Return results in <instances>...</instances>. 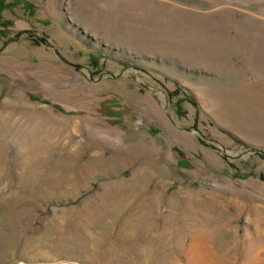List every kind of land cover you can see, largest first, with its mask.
Segmentation results:
<instances>
[{
    "label": "rangeland",
    "instance_id": "1",
    "mask_svg": "<svg viewBox=\"0 0 264 264\" xmlns=\"http://www.w3.org/2000/svg\"><path fill=\"white\" fill-rule=\"evenodd\" d=\"M0 264H264V0H0Z\"/></svg>",
    "mask_w": 264,
    "mask_h": 264
},
{
    "label": "bare ground",
    "instance_id": "2",
    "mask_svg": "<svg viewBox=\"0 0 264 264\" xmlns=\"http://www.w3.org/2000/svg\"><path fill=\"white\" fill-rule=\"evenodd\" d=\"M135 177H137V176H136V175L134 176V179L131 180L130 185H132V183H133L134 185H137L136 182L140 184L141 181L138 182L137 180H135V179H136ZM107 192H108V193H107ZM107 192H106V194L109 195V191H107ZM104 197H105V196H104ZM129 224H130V222L127 223L126 226L129 225Z\"/></svg>",
    "mask_w": 264,
    "mask_h": 264
}]
</instances>
